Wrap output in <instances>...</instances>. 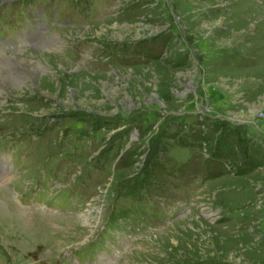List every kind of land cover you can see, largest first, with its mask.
I'll use <instances>...</instances> for the list:
<instances>
[{"label": "rangeland", "instance_id": "374dc122", "mask_svg": "<svg viewBox=\"0 0 264 264\" xmlns=\"http://www.w3.org/2000/svg\"><path fill=\"white\" fill-rule=\"evenodd\" d=\"M0 176V264H264V0H0Z\"/></svg>", "mask_w": 264, "mask_h": 264}, {"label": "bare ground", "instance_id": "6f19581e", "mask_svg": "<svg viewBox=\"0 0 264 264\" xmlns=\"http://www.w3.org/2000/svg\"><path fill=\"white\" fill-rule=\"evenodd\" d=\"M117 27H120V26H118V25H111V28H117ZM120 28H122V27H120ZM123 28L124 29H126V28H128V26L126 25V26H123ZM44 57V56H43ZM49 60V59H48ZM50 61V60H49ZM47 64H49V63H47ZM27 68H28V70H29V76H30V78H31V80H33V78L35 77V76H37L38 74H39V70H38V68L36 67V65L33 63V61L32 62H29L28 61V63H27ZM38 79V78H37ZM41 79V78H40Z\"/></svg>", "mask_w": 264, "mask_h": 264}]
</instances>
